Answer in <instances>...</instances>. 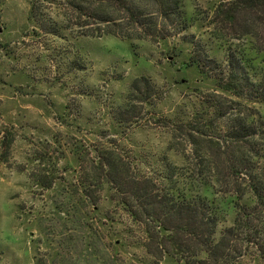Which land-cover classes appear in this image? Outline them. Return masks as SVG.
Instances as JSON below:
<instances>
[{
	"label": "rangeland",
	"instance_id": "374dc122",
	"mask_svg": "<svg viewBox=\"0 0 264 264\" xmlns=\"http://www.w3.org/2000/svg\"><path fill=\"white\" fill-rule=\"evenodd\" d=\"M216 1L189 0L188 9L203 18ZM71 14L63 0H0V264H37L38 258L47 264H183L148 251L142 225L108 186L96 206L82 194L79 157L92 158L94 148L114 142L147 174L167 161L182 166L186 155L194 156L185 133L200 141L192 128L206 123L195 117L202 104L197 96H209L214 85L188 65L190 45L182 37L82 35ZM197 23L187 33L223 60L220 42ZM136 78H142L141 94L146 82L154 94L133 101L130 127L114 114L127 104ZM203 130L212 134L205 143L216 147L221 131ZM221 189L216 185L217 194ZM224 209L221 226L234 215ZM234 264H264V258L253 249Z\"/></svg>",
	"mask_w": 264,
	"mask_h": 264
},
{
	"label": "trees",
	"instance_id": "16d2710c",
	"mask_svg": "<svg viewBox=\"0 0 264 264\" xmlns=\"http://www.w3.org/2000/svg\"><path fill=\"white\" fill-rule=\"evenodd\" d=\"M63 1L82 35L155 42L182 37L190 45L188 65L214 85L209 96H197L202 104L195 117L201 115L206 123L195 122L192 128L200 141L185 133L190 149L194 147L185 164L167 161L164 169L147 174L133 158L124 157L118 144H104L94 148L92 158L79 157L85 172L79 183L82 194L96 206L108 186L131 220L142 225L144 245L158 260L171 255L183 264H234L253 249L264 258V0H218L203 18L189 11V0ZM196 23L220 42L223 60L187 33ZM141 81L132 82L127 104L114 114L120 124L131 127L136 121L133 101L154 94L149 82L141 94ZM230 110L235 118L224 120ZM179 127L185 129L184 124ZM203 127L221 131L216 147L205 143L212 134ZM256 136L259 141L253 140ZM216 185L223 193L217 194ZM224 207L234 215L229 225L221 226ZM37 264L47 263L38 258Z\"/></svg>",
	"mask_w": 264,
	"mask_h": 264
}]
</instances>
